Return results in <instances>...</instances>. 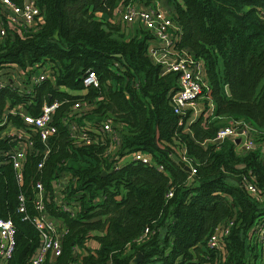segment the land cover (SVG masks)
Here are the masks:
<instances>
[{
    "label": "trees",
    "instance_id": "trees-1",
    "mask_svg": "<svg viewBox=\"0 0 264 264\" xmlns=\"http://www.w3.org/2000/svg\"><path fill=\"white\" fill-rule=\"evenodd\" d=\"M128 1L134 0H36L41 22L7 29L0 41V69L15 64L27 77L47 66L54 77L27 93L3 86L0 121L5 116L29 130L9 108L22 105L36 115L42 104L58 103L50 121L55 132L44 143L31 135L19 179L10 160L17 142L1 134L7 127L0 125V217L15 231L5 264H28L38 247L37 182L48 219L64 229L60 253L47 254L43 264H256L263 259L258 228L264 240V0H157L176 25L172 48L204 66L213 113L192 121L189 111H172L177 76L148 55L151 33L139 24L125 32L109 18ZM86 70L96 86H83ZM105 117L119 127L113 153L106 152L107 138L83 144L70 136V124L92 135L87 123ZM229 118L249 124L252 150L228 139L210 141ZM180 148L195 166L191 176L171 159ZM135 151L149 154L151 164L118 163ZM63 175L64 187L55 188ZM228 221L233 224L220 248L209 247L207 237ZM137 252L140 259L132 262Z\"/></svg>",
    "mask_w": 264,
    "mask_h": 264
},
{
    "label": "built area",
    "instance_id": "built-area-1",
    "mask_svg": "<svg viewBox=\"0 0 264 264\" xmlns=\"http://www.w3.org/2000/svg\"><path fill=\"white\" fill-rule=\"evenodd\" d=\"M160 3L157 0H150L146 7L137 6L132 1H128L117 7L118 19L123 24H139L142 28L148 30L153 39L147 46V53L151 59L159 63L162 66L163 72L172 71L176 73V88L170 94V104L172 111L178 115H184L189 111L188 116L195 114L196 112H203L205 110H213L211 104L210 95L208 92V85L205 79L204 66L200 59H196L186 50L176 51L172 48L174 31H176V25L173 23L170 15L166 14L161 8ZM41 12L37 5L36 0H0V41L7 35V29L19 30V28L27 29L35 27V25L41 22ZM20 31V30H19ZM15 69L21 75L22 78H26L33 83L41 82L46 74L50 72L47 66L38 68L36 73H31L27 77H23L19 68L15 64H11L7 68H1L8 72L7 69ZM83 86H96L97 80L94 73L91 70H86L82 76ZM3 86H9L14 88L12 81H4L0 79V89ZM19 92H28L25 90H18ZM203 97L202 102H206L205 110L198 109L196 99ZM58 103L53 101L49 104H42L38 114L31 115L24 112L22 105H15L9 108L8 112L12 115L20 117L21 122L25 125L23 128H11L13 125L8 124L4 117L1 118L0 125L3 123L7 129H4L1 134L14 139L17 142L16 148L11 155L12 167L16 171V178L19 179V168L24 156V150L30 145L32 140L30 139L32 134H35L41 142H45L46 139L55 132V126L51 121L52 112L57 107ZM78 102H75L73 107L77 108ZM192 121V120H190ZM24 127V128H25ZM11 128V129H10ZM88 134L83 128L77 130L76 125H69L70 136L78 139L83 144L96 143L98 138H107L108 143L106 152L114 151L119 146V138L115 134L111 119L105 117L99 124L94 126L89 125ZM251 128L249 124L242 119L229 118L225 125L219 127L210 141H214L216 144L220 143L224 139L230 140L237 149L241 151H248L254 148V143L250 138ZM185 148H180L178 151V158L189 167L188 175L191 176L195 172V166L191 164L188 156L186 155ZM113 153V152H111ZM125 154L122 155V157ZM121 157V156H120ZM127 160H137L143 164H151V158L149 154L141 152H128L126 153ZM122 163V162H121ZM40 166V164H38ZM158 170L161 169V164L155 166ZM241 180L244 183L246 189L255 195L256 191L254 187L247 182L245 176H241ZM57 186V183H55ZM54 186V187H55ZM37 191L35 208L39 212L38 216L33 218L35 228L39 233V244L31 255L28 264H43L46 259V255L49 258H53L60 253L59 238L64 232L55 231L56 222L48 219L42 202H41V185L35 184ZM58 188V187H57ZM166 196H171V190L166 192ZM21 200V196L19 197ZM23 210L22 202H19L18 211ZM232 221H228L223 225L215 227L214 231L207 237L206 243L209 247L220 248V241L223 235L228 234L229 228L232 226ZM147 232V227L144 228L143 234ZM14 227L9 218L0 217V264H5L10 257L14 247ZM142 234V235H143ZM263 230L258 228V238L262 244L261 253L263 255L264 264V240L262 239ZM140 240V239H138Z\"/></svg>",
    "mask_w": 264,
    "mask_h": 264
},
{
    "label": "crops",
    "instance_id": "crops-1",
    "mask_svg": "<svg viewBox=\"0 0 264 264\" xmlns=\"http://www.w3.org/2000/svg\"><path fill=\"white\" fill-rule=\"evenodd\" d=\"M133 3L135 4V5H137V6H141V7H146L147 6V4L145 3V1L144 0H134L133 1ZM164 6V8L166 7L168 10H170V8L169 7H167V6H165L164 4L162 5V7ZM117 8V7H116ZM119 8V7H118ZM109 18H111V19H113L114 20V22H118V23H120V25L122 26V27H125V29H124V31L125 32H127V31H132V28L135 26V25H137L136 23H133V24H130V25H127V24H123V23H121L120 21H119V19H118V15H117V11L114 13H112L111 15H110V17ZM116 19V20H115ZM112 20V21H113ZM131 33V32H130ZM12 72H13V74H12ZM36 73V71L34 72V74ZM8 75V76H7ZM46 77H48V80L50 81V82H53V76L51 75V74H46V76H45V78ZM0 79H2V80H4V81H12V84H13V86H14V89L17 91V89L18 90H26L27 91V89L29 90L35 83H33V82H31L30 80H28V79H24V78H22L21 77V75L18 73V71L17 70H15V69H10V70H8V72H6V71H4V70H2L1 72H0ZM64 90H67V89H64ZM84 91L85 90H79V91H68L69 93H72V94H83L84 93ZM15 106V105H14ZM197 107H198V109H201V110H205V109H203V108H206V106H204V103L203 102H199V103H197ZM212 113H213V110H209V109H207V110H205V112H204V114H207V116L208 115H210V117L212 116ZM198 114H200V112L198 111V112H196L195 114H191V115H189L188 116V121H190V120H194L197 116H198ZM202 116H205V115H203L202 114ZM87 124H89L90 125V123L88 122ZM11 128H16V126L15 125H13ZM10 128V129H11ZM113 128L115 129V134L118 136V138H119V133H118V126H113ZM120 140V139H119ZM177 157H178V154H177ZM126 154L122 157H119L118 158V163H121V162H124V161H126ZM58 181H57V186H55V188H59V189H61V188H63L64 187V185H65V183H66V180H67V176L66 175H63V176H61L60 178H58L57 179ZM63 230V225L61 224H56L55 225V231L58 233L59 231H62Z\"/></svg>",
    "mask_w": 264,
    "mask_h": 264
},
{
    "label": "water",
    "instance_id": "water-1",
    "mask_svg": "<svg viewBox=\"0 0 264 264\" xmlns=\"http://www.w3.org/2000/svg\"><path fill=\"white\" fill-rule=\"evenodd\" d=\"M224 90L226 95H229V89L227 85H224ZM171 159L184 171L188 172L189 167L184 162H182L175 154H171ZM141 257V254L139 252L136 253L134 258L132 259V262H137Z\"/></svg>",
    "mask_w": 264,
    "mask_h": 264
},
{
    "label": "rangeland",
    "instance_id": "rangeland-1",
    "mask_svg": "<svg viewBox=\"0 0 264 264\" xmlns=\"http://www.w3.org/2000/svg\"><path fill=\"white\" fill-rule=\"evenodd\" d=\"M160 5V8L166 13V14H168L169 15V12H168V10L166 9V8H164V6L162 7V5L163 4H159ZM116 11H119L117 8H115L114 9V13L116 12ZM118 15V14H117ZM113 20V19H112ZM116 20V19H115ZM114 21V20H113ZM7 70H10L9 68L7 69ZM12 74H13V72H12ZM8 76V75H7ZM226 94V93H225ZM202 100H204L203 99V97H198L197 99H196V103H199V102H202ZM211 104H212V101H211ZM213 107H214V103H213V105H212ZM203 109H205V108H203ZM207 109V108H206ZM203 113V112H202ZM200 114H201V112H200ZM263 263V259H261V256H259L258 258H257V260H256V264H262Z\"/></svg>",
    "mask_w": 264,
    "mask_h": 264
}]
</instances>
